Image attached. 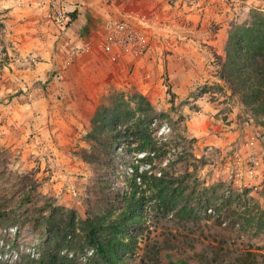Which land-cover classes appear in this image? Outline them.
<instances>
[{
  "label": "rangeland",
  "instance_id": "374dc122",
  "mask_svg": "<svg viewBox=\"0 0 264 264\" xmlns=\"http://www.w3.org/2000/svg\"><path fill=\"white\" fill-rule=\"evenodd\" d=\"M89 1L109 16L97 27L114 20L133 34L114 62L103 55L107 67L72 57L76 40L60 34ZM118 1L0 0V264H41L52 248L94 264L66 222L79 232L118 209L143 172L142 226L120 234L134 252L117 264H264V119L221 79L229 37L264 17V0ZM116 128L151 132L154 150L139 134L110 157ZM160 173L183 193L175 210L149 191Z\"/></svg>",
  "mask_w": 264,
  "mask_h": 264
},
{
  "label": "trees",
  "instance_id": "16d2710c",
  "mask_svg": "<svg viewBox=\"0 0 264 264\" xmlns=\"http://www.w3.org/2000/svg\"><path fill=\"white\" fill-rule=\"evenodd\" d=\"M72 17H75L73 14ZM241 26L238 29V35L229 37L228 42V63L225 65L226 76H221L226 80L232 91L239 95L242 104L251 110L255 119H264V17ZM242 28V29H241ZM262 123V122H261ZM264 127V121L262 123ZM115 130L118 139L113 140L108 145L110 157L122 138L133 137V135H143L145 146L154 150L153 135L145 130L131 131L129 129ZM141 150V149H140ZM147 172L140 173L137 178H133L129 195H124L121 206L108 211L107 215L96 220L87 219L85 227L77 232L74 220L66 222L69 228L65 237L71 235L74 237L72 248L81 247L82 241L89 246L94 247V264H117V261L128 253H133L134 247L131 241H124L120 237L122 232L141 227L142 223L138 215L144 209V196L138 193L136 186L139 181L145 182ZM165 173L159 176H153L152 185L149 188L158 209L163 211L175 210L182 201L183 193L178 187H173V182L167 179ZM138 180V182H137ZM111 193V192H110ZM120 197H118L119 199ZM116 203H114L115 207ZM186 210L181 207L180 210ZM119 210V211H118ZM179 210V211H180ZM60 230V231H59ZM56 236L61 238L64 229L56 230ZM64 237V238H65ZM59 239V240H60ZM55 248L49 249L42 253L41 264H72L71 260H65L58 256ZM140 264H146L142 259Z\"/></svg>",
  "mask_w": 264,
  "mask_h": 264
},
{
  "label": "built area",
  "instance_id": "2783aa9c",
  "mask_svg": "<svg viewBox=\"0 0 264 264\" xmlns=\"http://www.w3.org/2000/svg\"><path fill=\"white\" fill-rule=\"evenodd\" d=\"M118 0H107V3L114 4ZM53 14L51 15L52 22L55 25L66 27L70 23L69 13H66L61 3L52 4ZM101 35L99 40V49L101 53L114 62L115 50L120 51L129 47L132 41L133 34L127 31L125 25L122 23H114V20H108L101 26ZM93 42L89 39L81 40L71 50L72 57H79L83 54H89L93 48ZM208 213H213L211 209Z\"/></svg>",
  "mask_w": 264,
  "mask_h": 264
},
{
  "label": "crops",
  "instance_id": "0c3cea01",
  "mask_svg": "<svg viewBox=\"0 0 264 264\" xmlns=\"http://www.w3.org/2000/svg\"><path fill=\"white\" fill-rule=\"evenodd\" d=\"M126 2H127V0H124L123 4H130L131 3L130 1L128 3H126ZM149 3H150V5L148 4L149 5L148 6L149 7L148 13L154 12V6H156L155 1H150ZM85 5L88 6L87 7L88 10H89V8H92V10L90 11V14H88V17L85 16L84 14L79 15V17L76 20H74V22L70 23L64 29V31H61L60 34H63V32H64L65 33L63 35L64 38H66L67 40L72 39V41L76 40V42L74 43L76 45L81 40H84V39L91 40L93 42L92 43L93 48H92L91 53H89L90 59L88 57V60L85 61L84 65H88V64H90L96 60H99V62H101V67H104V65L107 67L108 62L103 58L104 56L101 53V51L99 49V44H98L99 40H100L102 27L101 26L97 27V25H98V20L103 22L104 20H107V18L109 16L105 14L106 10H100V9L93 7V5L91 4L90 1L87 3H84L82 5L81 9H84ZM75 8L76 7H74V9ZM146 10H144V11H146ZM66 42H64L65 47H64V45L62 46V49H61L62 53L67 51V49H68V48H66V46H68V44H66ZM71 42H69V43H71ZM63 48L65 49L64 51H63ZM56 64L58 65V63H56ZM73 67L74 66H72V68ZM79 68L81 69L82 66Z\"/></svg>",
  "mask_w": 264,
  "mask_h": 264
}]
</instances>
